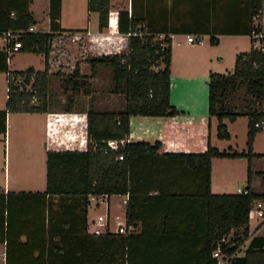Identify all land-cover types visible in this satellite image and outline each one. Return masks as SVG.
I'll list each match as a JSON object with an SVG mask.
<instances>
[{
	"label": "trees",
	"instance_id": "obj_1",
	"mask_svg": "<svg viewBox=\"0 0 264 264\" xmlns=\"http://www.w3.org/2000/svg\"><path fill=\"white\" fill-rule=\"evenodd\" d=\"M212 1V7L218 5V12H222V19L219 14L208 15V30L204 28L195 33L208 34L212 43L217 41L216 35H244L250 37L254 45L253 34L263 33L254 18H262L264 0ZM61 7L62 0H50L49 33L29 32L36 25L29 0L24 7L18 0H9L7 8L0 10V18L5 20L0 34L21 32V52L45 57L44 71L30 67L23 72H11L10 56L0 52V73L8 75L9 90L6 108L0 111V135H6L8 114L48 113L50 83L58 75L50 72L53 42L65 32L87 33L62 30ZM88 9L99 15V31L104 33L108 29L111 0H89ZM120 34L132 35L129 55L97 56L88 59L87 64L94 77L100 67L112 69L115 93L125 96L124 110L99 113L90 109L86 152L47 153L44 195L52 200V206L57 199L58 205L79 210L81 216H77V223L81 222L82 230L74 234L70 226H55L49 222L46 228L49 256L43 258L39 253L34 262L8 261L7 264H218L213 254L222 240L230 242L223 248L227 255H232L251 237L250 210L254 202L264 200V189L260 193L254 188L255 182L264 188V172L254 171L252 165L254 160H264V155L253 152L255 138L263 131L255 125L264 121V53L252 46L250 53L237 55L233 73H212L208 83L209 116L210 120L219 121L218 138L230 139L224 121L234 123L246 118L247 152H221L211 145L209 138L208 148L203 153L159 155L162 142L127 143L118 151H111L106 143L128 138L132 117H176L183 113L170 102L172 41L155 38L128 12L120 13ZM85 80L77 65L67 77V85L72 87L67 100L69 106L82 90L89 96L93 92L87 91L90 85ZM34 97L36 102H33ZM121 156L123 160H119ZM215 158L248 161L245 188L248 194L212 193V160ZM192 174L197 179L195 190L179 191L177 178L190 180ZM155 177L161 181H148ZM150 194L149 198L142 199L141 195ZM99 195L128 197L126 223L134 228L140 223L141 230L128 236L110 232L101 236L89 234V198ZM0 198L4 199L3 195ZM150 207L157 213L145 209ZM72 214L66 215L69 225L74 221ZM10 219V215L0 218L3 235L5 228L7 235L10 231ZM3 239L0 236V243H4ZM57 239V245H52ZM7 244L9 247L8 238ZM230 264H264V237L255 236L245 254L234 258Z\"/></svg>",
	"mask_w": 264,
	"mask_h": 264
},
{
	"label": "crops",
	"instance_id": "obj_2",
	"mask_svg": "<svg viewBox=\"0 0 264 264\" xmlns=\"http://www.w3.org/2000/svg\"><path fill=\"white\" fill-rule=\"evenodd\" d=\"M18 1L23 7L25 6L26 0ZM29 1L30 12L36 22V25L34 26L35 33H49L50 0ZM8 2L9 0H0V10L6 9ZM40 3L44 4L42 14H45V18L42 21L36 13V7H38ZM212 3V0H111V11H118L120 13L128 12L130 17H134L138 24L144 26L151 35L155 36V38H167L172 41L170 102L172 106L183 112L176 117H132L130 121V135L127 138L129 143L145 142L153 145L156 142H162L163 146L158 152L159 155L165 153L195 154L203 153L207 150L209 138L211 145L221 152L228 151L239 154L247 152L248 122L245 124L246 133H244L245 138L242 139V144L239 145L237 142L239 139L237 125L240 118L234 123L224 121L230 134L229 140H220L218 138L219 121L216 118L210 120L209 116L208 83L210 75L212 73H218L219 71H216V69L210 66L212 64V51L210 49L208 51L196 50L197 46L187 43V38L189 36L201 35L205 38H210L206 33H195L202 31L204 28L208 30V15L213 17L215 14H219L222 19V12H218V5L213 8ZM46 13L47 30L45 27L46 24H44V27H40L42 23H46ZM88 13L89 19H92L94 14L97 15L96 19L98 25L96 33L90 29H66L62 26L61 21L62 30L87 31V33H79V35H89L97 41L104 36H108V31L106 34L100 33L99 31V15L97 13H90L89 11ZM260 20L261 23L259 25L264 34V10ZM220 22H222V20H220ZM4 27L5 20L1 17L0 29ZM63 34H67V32ZM243 36L244 35H216L215 37L218 39L220 37ZM128 37L129 36L127 35L120 34L119 36L109 37L108 39L103 38L102 44H105L108 49V45L114 46V43L121 41H128L129 43ZM86 40L87 38L85 41ZM176 40L180 41L176 43ZM85 41L81 42V45H86ZM6 49L7 45L3 36L0 34V52H6ZM23 54L26 55L30 53ZM15 55L16 54L10 56L9 69L11 72H20L11 67L12 58ZM175 55L177 56L175 57ZM41 56L44 57V55ZM204 58H206V61L203 60ZM43 59V69H37L33 65L30 67L34 68L36 71H44L45 58ZM80 67V70L83 69L86 71L88 67L90 68L87 63L81 64ZM50 72L57 73L52 68ZM54 78H52V80H54ZM0 83H2V85H0L1 111L6 108L8 101V75L6 73H0ZM94 94L92 92L89 96L85 95V93H81L77 95L75 103L70 106L67 104L66 95H62L63 98L61 97L60 101H62L65 109H61L60 106L52 104L51 99H53V97L49 96L50 103L48 113L29 114L34 118L28 119V122L33 121V130L37 133H35L37 139H39V142H43L44 153H42V155L46 157L47 153L50 151L86 152L89 143L88 112L90 111V104L87 105L86 103L93 100ZM99 103L100 102L98 101H94L96 109H101ZM123 110L124 107L118 111L104 110V112H100L110 113L121 112ZM9 117L11 118V114H8L7 116V123ZM210 122L211 129L208 130V124ZM214 130H217V132L215 133ZM253 152L254 154L264 155V132L257 134L254 141ZM252 165L254 171L264 172V160H254ZM247 174L248 161L245 158L213 159L212 193L215 195L237 194L238 190L246 188ZM158 180L161 181L158 177H155V179H148L149 182L155 181L156 183ZM28 181H30V185L26 186L27 183L24 184V182ZM196 181L197 179L194 174L190 176V180L179 177L177 178V187L179 188V191L182 192L193 191L195 190V186L197 187V184H195ZM24 182H21L16 178H11L10 174H6L3 185L0 186V195H3L4 197V199L0 198V218L4 215L6 219L7 215H10L12 219H10V222H12L8 235L7 229L5 228L3 235V233H1L3 232V229L0 227L1 239H3L4 236V243H0V264H7L8 261L34 262L39 256V253H41L43 258H46V255L49 256V250L46 246V228L48 227L49 222L56 224L55 226H70L74 231V234H77V231L80 232L82 230L81 222L79 221L77 223V216H81L79 210L62 207L58 205L57 199L53 200L54 205L52 206V200L50 201L49 198H46L44 195L47 187L46 178L39 180L32 177L31 180L26 179ZM261 187L262 184L259 186V182H255L254 188L257 192H263L264 188ZM141 196H143L142 199H144L149 198L152 194ZM127 201L128 197L125 196H113L110 198L109 206L108 208L104 207V210L105 213L108 212V217L111 222L117 216L125 219ZM7 203H9V205H7ZM91 207H93V205H91ZM154 207L157 208V206ZM155 208L150 207L145 209L149 210V213L156 214L157 210ZM159 209H162V207H159ZM71 213H73L74 221L69 225L66 223V215ZM78 220H80V218ZM97 220H91L88 214L89 234L94 235V230L100 229L102 230L103 235H105L104 228L94 225V222H97ZM258 226L259 222L250 224V231L254 233ZM136 230L137 232L141 230L140 223ZM54 234L55 231H53V235ZM254 234L257 237H264V225ZM7 238L9 247H7ZM57 242L58 239L53 240L51 244L57 245ZM74 256L76 257V252L74 253Z\"/></svg>",
	"mask_w": 264,
	"mask_h": 264
},
{
	"label": "rangeland",
	"instance_id": "obj_3",
	"mask_svg": "<svg viewBox=\"0 0 264 264\" xmlns=\"http://www.w3.org/2000/svg\"><path fill=\"white\" fill-rule=\"evenodd\" d=\"M88 1L89 0H63L61 21L64 28L69 30L90 29L91 31H95V33L97 32V15L94 14L92 19H89ZM43 9V3H40L39 6L36 7V13L41 21L45 18V14H42ZM260 23L261 20L257 21L255 25ZM44 24H46L45 27L47 30V13L46 23H42L40 27H44ZM104 33L106 34L107 30H105ZM178 41L180 40H176L175 42L177 43ZM205 41V46L195 45L198 47H196V50L208 51L210 49L212 51L211 60L213 64L210 66L221 74L233 73L236 55L250 53L253 46L251 38L244 36L220 37L213 43L210 38H205ZM85 42L86 45H81L72 43L71 40H63L61 37H57L53 43V52L50 57L53 68H51L54 69L58 75L55 76L54 80H51L49 95L54 99H51L52 104L60 106L61 109H65L62 101H60L62 95H66L67 98H65L68 100L71 96L70 93H72V87L67 85V77L73 72L75 63L77 62L79 67L81 64H86L88 59L100 56L98 55L99 52L98 54L93 53L92 49L94 48V44H91V42H94L93 38L90 41L87 39ZM176 56L177 55H175V57ZM43 58L45 57L41 55L16 53L12 58L11 67L20 72L25 71L31 65L37 69H43ZM203 60L206 61V58ZM81 71L83 76H86L85 82L90 85V89H87V91H93V94L95 93L93 100L86 103L87 105L90 104V109L96 112H104V110L118 111L121 110L122 107H125V96L115 93L112 69L100 67L97 69L95 77L92 76L89 67L87 71L83 69ZM0 85H2V83H0ZM82 91V93L86 92L85 90ZM94 101L100 102L99 106H101V109H96ZM32 118L34 117L29 114H11V118L9 117L7 123L6 135H0V186L3 185L6 174H10L11 178L19 179L21 182H24L26 179L31 180L32 177L39 180L46 178L47 156L45 157L42 155V153H44L43 142H39V139H37V133L33 130V121L28 122V119ZM247 122L246 118H240L237 125L239 133L237 142L239 145L242 144V139L245 138V124ZM214 131L215 133L217 132V130ZM24 184L28 186L30 185V181L24 182ZM105 214L104 207L93 205L89 210V218L91 220H97L100 215Z\"/></svg>",
	"mask_w": 264,
	"mask_h": 264
},
{
	"label": "built area",
	"instance_id": "obj_4",
	"mask_svg": "<svg viewBox=\"0 0 264 264\" xmlns=\"http://www.w3.org/2000/svg\"><path fill=\"white\" fill-rule=\"evenodd\" d=\"M259 17H255L254 21L255 24L257 21H259ZM108 36H104V39H108L109 37L113 36H119L120 35V12L118 11H111L108 19ZM29 32L35 33V28L31 27L29 29ZM21 32L15 33V32H6L3 34V39L7 45L6 52L9 56L14 55L16 53H20L23 45L22 42L19 41V38L21 36ZM63 34V33H62ZM60 35L63 40H68L72 41V43H78L81 44V42L85 41L87 38L89 41L92 39V36H84V35H79L77 34H72V33H67ZM129 36L128 38L132 36L131 34L127 35ZM103 38H100L99 41L96 39L94 42L91 44H94L93 53L99 52L98 55L100 56H111V55H118V56H123V55H129V43L128 41H121L118 43H114V46L108 45V48L106 47L105 44H102ZM163 40V39H160ZM252 40L254 41V48L257 49L260 52L264 53V34H253ZM55 41V40H54ZM54 43V42H53ZM187 43L191 45H199V46H205L206 41L205 37L201 35H194V36H189L187 38ZM54 47V46H52ZM127 51V52H126ZM53 52V51H52ZM52 54V53H51ZM52 61H50V66L53 68V65L51 64ZM77 62L75 63V66L73 68V72L75 71L77 67ZM71 72V74L73 73ZM36 97H34L33 102H36ZM256 129H261L264 130V121L257 123L255 125ZM127 143H129L128 139H124L121 141H115V140H110L106 143V146L109 150L111 151H118L120 147H124ZM88 150V149H87ZM86 150V151H87ZM123 156L119 157V160H123ZM238 194H248V191L245 189H241L237 191ZM110 196L108 195H99V196H91L89 198V203L91 205L97 206V207H105L108 208L109 206V201H110ZM249 220L250 224L253 222H259V226L256 228L255 232L256 233L263 225H264V200H259L254 202L250 214H249ZM94 225L102 227L105 229V234L107 232H110L113 234L121 235V236H128L132 233H136L137 230L133 226H128L126 223V218L122 219L121 217L117 216L115 217L112 222L110 221V218L108 217V212L105 215L99 216L97 222H94ZM114 230V231H113ZM251 232V237L248 239L242 246L239 248L237 252H235L232 255H227L224 252V246L230 245V242L226 239L222 240L217 247V250L213 254V258L217 260L218 264H230V262L236 258V257H242L248 247L250 246L253 238L255 237V234ZM95 236H101L103 235L102 230L96 229L94 230L93 233Z\"/></svg>",
	"mask_w": 264,
	"mask_h": 264
}]
</instances>
